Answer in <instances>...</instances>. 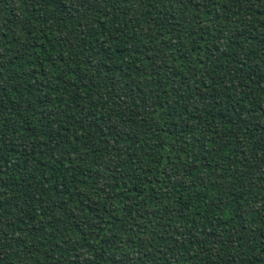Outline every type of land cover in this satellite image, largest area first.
<instances>
[{"label": "trees", "instance_id": "trees-1", "mask_svg": "<svg viewBox=\"0 0 264 264\" xmlns=\"http://www.w3.org/2000/svg\"><path fill=\"white\" fill-rule=\"evenodd\" d=\"M0 264H264V0H0Z\"/></svg>", "mask_w": 264, "mask_h": 264}]
</instances>
